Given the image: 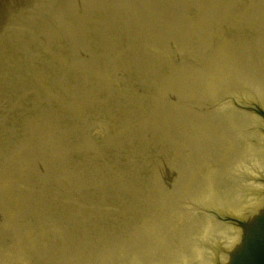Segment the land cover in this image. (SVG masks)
I'll list each match as a JSON object with an SVG mask.
<instances>
[{
  "label": "rangeland",
  "instance_id": "1",
  "mask_svg": "<svg viewBox=\"0 0 264 264\" xmlns=\"http://www.w3.org/2000/svg\"><path fill=\"white\" fill-rule=\"evenodd\" d=\"M122 2L0 0V264H161L164 244L143 247L182 187L185 218L217 223L190 236L213 245L222 201L195 211L190 174L219 164L225 125L240 173L221 166L219 205L264 170L260 120L239 112L264 108V38L237 34L264 0Z\"/></svg>",
  "mask_w": 264,
  "mask_h": 264
},
{
  "label": "bare ground",
  "instance_id": "2",
  "mask_svg": "<svg viewBox=\"0 0 264 264\" xmlns=\"http://www.w3.org/2000/svg\"><path fill=\"white\" fill-rule=\"evenodd\" d=\"M123 2H124V0H123ZM169 8H171V7H169ZM180 8H181V6H180ZM166 10H168V9H166ZM161 11H162V9H161ZM101 34H102V32H101ZM110 34H112V33H110ZM98 35L99 34H97V36ZM103 35H104V33H103ZM111 40H113V39H111ZM103 41H105V40H103ZM109 43H111V42H109ZM109 43H107V44H109ZM244 45H246V44H244ZM223 47L226 48L224 50L225 52L233 50V48H229L230 47V43L227 46H226V44L223 45ZM256 98H257V95H256ZM178 114H180V113H178ZM260 116L261 115L258 116V118L260 120V125H261L259 130H260V133H261V136H262L263 139L261 138V136H259V137H260V140L262 142H264V133L261 132L262 126H263V123H264V119L261 120ZM190 126L192 127V125H190ZM234 127L235 126L231 125V124L227 125V126L226 125L223 126V129L221 130V132L223 131L222 133L225 134V136H223V137L221 136L222 139H221L220 148H217V147L214 148L215 143H212L210 145V143L212 141H214L213 139L209 143V145H210L209 146V150L218 159V162H219L220 165L219 164L211 165V161H209V164L206 166V164L208 162V160H206V162L203 165L204 166L203 169L200 167V168L194 170V172L190 174L191 179H194V182L199 183V189L196 188V187H192L191 190H190V192L193 194V196H190V198H192L195 201L192 204L194 209L197 207V203L196 202L197 201L199 202L200 200L203 202L204 206H207L208 203H211V202H215V203L217 202L218 203V200L222 201L219 204H223L224 205V201L222 200V197H224L226 195H225L224 190L222 189V184L224 183V178L225 177L228 178L231 175L228 172L226 173L225 171H220L222 165L226 166V170H227V168L232 169L237 175H239V173H240L238 171V168H240L238 153L233 150V145L231 143V139L228 136L229 133H230V129L234 128ZM194 128H196V126ZM234 129H236V127ZM195 131L196 132L199 131V128H198V130H195ZM217 132H219V131L214 130V133H217ZM249 133L250 134H248V135H251L250 138H251V140L253 142L252 143L248 142V143H246V145L249 146L250 148H252L253 146H257L258 145V139L252 138L255 135V133H256L255 130H250ZM212 137L213 136H209L210 139ZM216 145H217V143H216ZM222 147H224V148L222 150H220ZM251 162H256V161L252 160ZM216 165H218L219 170H217ZM260 170L257 171L254 167H252L249 164V174H248V176L246 178L242 179V177H241L242 173H241L240 177L238 178L239 182H241L240 179L242 180L241 191L236 196L234 195L235 198H232V199H229V200L226 201V202H230L228 204V206L225 207L226 210L234 213L237 216L238 215H242L245 212H249V210L252 208V206L255 204V202L257 201V199L261 195L262 191L264 190L263 179H258L259 178L258 176H261V175L264 174L263 173L264 170H262V169H260ZM154 188H155V186H154ZM159 189L160 188H158L156 190L159 191ZM178 190H183V191H178ZM178 190H176L177 193L174 196V205H176V207H177V204H179L181 202L179 204V208H181L182 201L187 197L188 194L185 195V188H183V187H182V189H178ZM188 192H189V190H188ZM165 194H167V193H165ZM156 196H157V193H156ZM163 196H164V194H163ZM170 197L171 196L168 194L167 197H165V199L163 200V202L165 201L164 203H166L167 200L170 199ZM219 204H217V205H219ZM174 208H175V206H173L172 209H174ZM182 211L183 210H181V213H182ZM219 213H221V210L213 208V211H212L213 215L218 216L217 214H219ZM179 216L181 218H183V221L188 220V218H185V215H179ZM218 218H220V221L222 223V224H218L219 229L223 230L224 233H222V236L220 238H216L215 241H214V244L211 245L213 248L212 249L210 248L209 256H205L204 255V249H206L208 245H206V246L201 245L202 247L201 246L198 247L197 240L194 237L190 236V234H191V232L193 230L194 232L198 233L200 235V238L202 239L203 233L206 230L212 228V225H216L217 226V223L213 222L210 218L204 224L200 223V224H203L200 227L197 226V223H199V222H197L196 220L194 222H192L194 224V228L192 227V225H188L187 229L184 230V232H183L185 234V236H186V238L185 239L183 238V240L182 239H178V241H175V237L169 238L170 236H168V234H166V233L161 234V237L156 239V244H158V243L164 244L162 246L161 255H160L161 256V264H192L191 261L193 259L196 260L195 263H193V264H210L212 262V260L214 259V257L217 255V253L220 251V249L223 247V245L226 243V241L229 239V237L232 235V233L236 229L235 225L232 222L228 221L227 219H225L223 217H219L218 216ZM161 220H160V225L162 226V221ZM188 223H190V222H188ZM189 239H191L192 242H190ZM188 241H189V243H188ZM180 242L182 243L181 245H180ZM207 243L208 242H205V244H207ZM175 244H178V245L176 246ZM185 244L187 246H186V248H185V250L183 252L182 251V247ZM195 246H197V247L195 248ZM142 247L143 246H141L140 248H142ZM145 247H148V245H146V243H145ZM156 247H157V245H156ZM143 249H144V251L145 250L151 251V247L146 248V249L143 247ZM157 250L159 251V249H157ZM185 253H190V255H186Z\"/></svg>",
  "mask_w": 264,
  "mask_h": 264
},
{
  "label": "water",
  "instance_id": "3",
  "mask_svg": "<svg viewBox=\"0 0 264 264\" xmlns=\"http://www.w3.org/2000/svg\"><path fill=\"white\" fill-rule=\"evenodd\" d=\"M210 264H264V190Z\"/></svg>",
  "mask_w": 264,
  "mask_h": 264
}]
</instances>
